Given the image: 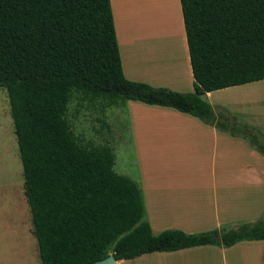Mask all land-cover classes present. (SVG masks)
Listing matches in <instances>:
<instances>
[{
  "label": "trees",
  "instance_id": "trees-1",
  "mask_svg": "<svg viewBox=\"0 0 264 264\" xmlns=\"http://www.w3.org/2000/svg\"><path fill=\"white\" fill-rule=\"evenodd\" d=\"M193 92L123 76L110 0H0V88L7 92L40 264L116 262L143 255L263 241L264 222L196 234H154L138 184L114 171L107 145H82L66 119L73 94L105 107L173 108L264 158V137L207 93L264 79V0H179Z\"/></svg>",
  "mask_w": 264,
  "mask_h": 264
},
{
  "label": "crops",
  "instance_id": "crops-1",
  "mask_svg": "<svg viewBox=\"0 0 264 264\" xmlns=\"http://www.w3.org/2000/svg\"><path fill=\"white\" fill-rule=\"evenodd\" d=\"M152 2L110 0L123 76L191 93L193 77L179 0V71L174 72L171 43L163 42L159 32L148 30L138 39L133 35L135 24L146 22ZM148 64L165 68L164 75L144 71ZM204 100L216 114L223 109L264 137V79L207 93ZM115 108L117 129H123L126 121L135 158L131 169L117 174L138 184L144 220L154 234L165 230L196 234L264 219V158L245 139L170 107L129 100ZM153 254L156 264H264V240Z\"/></svg>",
  "mask_w": 264,
  "mask_h": 264
},
{
  "label": "rangeland",
  "instance_id": "rangeland-1",
  "mask_svg": "<svg viewBox=\"0 0 264 264\" xmlns=\"http://www.w3.org/2000/svg\"><path fill=\"white\" fill-rule=\"evenodd\" d=\"M150 11L146 22L140 20L135 24L133 28L135 38L138 39L142 32L148 30L158 32L166 25L172 34L171 38L177 37L178 47L182 50L176 0H155L150 5ZM139 60L142 62L145 59ZM176 71L179 69L174 68V72ZM116 112L115 107L107 108L98 101H84L79 95L73 94L66 119L72 133L82 145L110 146L115 155L114 170L120 173L121 169H131L135 158L129 144L127 123L124 121L125 127L117 129ZM121 117H124L123 114ZM261 221L264 222V219ZM156 262L155 254H147L134 260L121 261L119 264ZM0 264H40L30 211L24 195L22 167L9 100L3 89H0Z\"/></svg>",
  "mask_w": 264,
  "mask_h": 264
},
{
  "label": "bare ground",
  "instance_id": "bare-ground-1",
  "mask_svg": "<svg viewBox=\"0 0 264 264\" xmlns=\"http://www.w3.org/2000/svg\"><path fill=\"white\" fill-rule=\"evenodd\" d=\"M158 32L161 34L162 41L164 40L167 43L168 42L171 43V47L173 48V53L175 55V59H174L175 68H178L179 62H180V59H181V50L179 49L178 44H177V40H176L177 37L173 36V38H171L172 34H171L170 30L168 29V27L166 25H164L162 27V29L158 30ZM143 64H142V66H143ZM148 66H149V68L148 69H145L144 71L147 70L148 73H155V74H162V75H164V70H161L158 67H152V66H150V64H148Z\"/></svg>",
  "mask_w": 264,
  "mask_h": 264
},
{
  "label": "water",
  "instance_id": "water-1",
  "mask_svg": "<svg viewBox=\"0 0 264 264\" xmlns=\"http://www.w3.org/2000/svg\"><path fill=\"white\" fill-rule=\"evenodd\" d=\"M116 260L114 259V257L112 255H109L107 258L101 260V261H97L94 262L92 264H116Z\"/></svg>",
  "mask_w": 264,
  "mask_h": 264
}]
</instances>
